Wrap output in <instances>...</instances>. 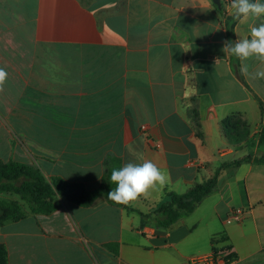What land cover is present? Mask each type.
I'll return each instance as SVG.
<instances>
[{
  "label": "crops",
  "instance_id": "0c3cea01",
  "mask_svg": "<svg viewBox=\"0 0 264 264\" xmlns=\"http://www.w3.org/2000/svg\"><path fill=\"white\" fill-rule=\"evenodd\" d=\"M220 1L0 0V159L88 190L113 159H150L170 173L130 205L60 198L52 214L0 225L8 264H194L220 237L235 259L212 264H264V79L242 75L221 50L264 17L236 20ZM234 116L247 124L241 142L223 124ZM216 177L217 189L171 227L143 217ZM238 209L243 221L229 223Z\"/></svg>",
  "mask_w": 264,
  "mask_h": 264
},
{
  "label": "trees",
  "instance_id": "16d2710c",
  "mask_svg": "<svg viewBox=\"0 0 264 264\" xmlns=\"http://www.w3.org/2000/svg\"><path fill=\"white\" fill-rule=\"evenodd\" d=\"M223 124L231 136L236 137L237 142L243 140L242 133L247 129V124L242 119L234 116L225 120ZM258 148L261 150L262 156L256 162L264 163V125L258 136ZM250 160H252L250 156L242 160H236L224 165L222 169L236 167L242 162ZM120 167L121 161L119 159L108 161L106 163L105 178L101 186L95 190H88L82 183L68 182L59 177L48 180L42 171L33 165L16 162L3 163L0 161V195L3 193L18 195L22 201L28 204L30 211L26 213L18 201H0V225L8 221L17 222L23 220L29 214H52L57 210L60 198L83 207L91 206L101 197L107 199V194L116 187L115 184L110 182L111 172L114 168L118 169ZM217 187L218 177L204 185L192 188L185 194L169 193L167 194L168 200L166 202L162 203L152 213L143 214V217L149 219L154 217L160 226L171 227L182 218L193 214L204 199L210 196ZM217 241H225V239L220 237L214 240V243ZM234 259V255H230L227 258V262L229 263ZM0 264H8V251L3 244H0Z\"/></svg>",
  "mask_w": 264,
  "mask_h": 264
},
{
  "label": "clouds",
  "instance_id": "9594fccd",
  "mask_svg": "<svg viewBox=\"0 0 264 264\" xmlns=\"http://www.w3.org/2000/svg\"><path fill=\"white\" fill-rule=\"evenodd\" d=\"M233 18L246 20L264 17V2L262 0H231ZM219 30V29H218ZM226 56L232 55L241 61L240 72L242 75L253 79H264V70L254 73L249 71L246 61L255 59L264 64V22L258 26H252L250 36L223 41L221 49ZM8 72L0 67V93H3L7 82ZM170 180L167 169L159 167L150 159L142 162H128L118 169H113L110 182L116 187L107 194V199L120 205H130L138 198H147L150 190L162 189ZM59 197V194H58Z\"/></svg>",
  "mask_w": 264,
  "mask_h": 264
},
{
  "label": "built area",
  "instance_id": "2783aa9c",
  "mask_svg": "<svg viewBox=\"0 0 264 264\" xmlns=\"http://www.w3.org/2000/svg\"><path fill=\"white\" fill-rule=\"evenodd\" d=\"M244 211L243 210H234L230 213L228 217V222L236 221L241 222L244 219ZM218 245L216 251L207 257H197L192 260L194 264H212L215 263L217 260L225 261L230 256V249L222 243V241H217L215 245Z\"/></svg>",
  "mask_w": 264,
  "mask_h": 264
},
{
  "label": "rangeland",
  "instance_id": "374dc122",
  "mask_svg": "<svg viewBox=\"0 0 264 264\" xmlns=\"http://www.w3.org/2000/svg\"><path fill=\"white\" fill-rule=\"evenodd\" d=\"M230 3H231V0H228V2H226V7L224 8L225 11H229L231 10L230 8ZM5 130H8L11 134V136H18L15 132H14V129H3V131L5 132ZM13 144H15L13 142ZM1 162L3 163H9V162H16V163H21V162H18V161H15L13 159L11 160H3V159H0ZM29 165V164H28ZM3 200H8V201H18L22 206H23V209L26 213H29V207H28V204L24 201L21 200V198L18 196V195H14V194H11V193H3L0 195V201H3Z\"/></svg>",
  "mask_w": 264,
  "mask_h": 264
},
{
  "label": "water",
  "instance_id": "95a60500",
  "mask_svg": "<svg viewBox=\"0 0 264 264\" xmlns=\"http://www.w3.org/2000/svg\"><path fill=\"white\" fill-rule=\"evenodd\" d=\"M214 3L221 8V1L220 0H214Z\"/></svg>",
  "mask_w": 264,
  "mask_h": 264
}]
</instances>
